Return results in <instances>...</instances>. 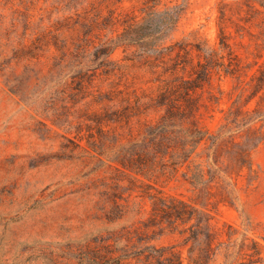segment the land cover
Instances as JSON below:
<instances>
[{"label":"rangeland","instance_id":"rangeland-1","mask_svg":"<svg viewBox=\"0 0 264 264\" xmlns=\"http://www.w3.org/2000/svg\"><path fill=\"white\" fill-rule=\"evenodd\" d=\"M102 1L118 12L141 4V0ZM189 3L167 44L184 41L194 56L201 44L216 47L228 63V49L219 48L225 39L241 62L236 75L213 72L211 83L198 90L204 104L201 125L216 132L226 112L242 97L246 108L258 109L257 126L264 129V0ZM64 7L62 0H0V264H143L137 259L141 252L179 240L169 235L153 239L147 228L149 200L124 188L132 178L109 168L107 155L88 144L90 135L99 136L88 116L101 106L85 108L88 98L76 107L74 125L81 123L80 135L55 125L50 116L62 105L57 83L45 81V66L40 74L32 72L24 78L26 66L35 62L13 58L9 46L32 33L27 31L29 23L35 28L42 18L47 24L63 18ZM107 33L98 36L105 39ZM69 36L67 31L62 34ZM142 53L137 45H125L112 54L124 75L122 89L124 84L138 91L152 86L155 75ZM95 85L91 91L98 94ZM245 133L244 128L235 131L220 151L232 141H243ZM253 158L258 170L253 184L248 186L246 177H241L235 201L211 197L208 206L214 225L232 223L264 244V143ZM163 189L187 200L194 198V192L180 182ZM114 202L122 211L107 214ZM139 207L142 211L137 214Z\"/></svg>","mask_w":264,"mask_h":264},{"label":"trees","instance_id":"trees-1","mask_svg":"<svg viewBox=\"0 0 264 264\" xmlns=\"http://www.w3.org/2000/svg\"><path fill=\"white\" fill-rule=\"evenodd\" d=\"M189 1L141 0L139 6L118 12L104 7L102 0H62L63 18L50 19L48 24L42 18L35 28L29 23L27 31L32 33L9 46L13 58L35 62L26 66L24 78L32 72L40 74L45 66V81L57 83L62 105L50 116L55 125L80 135L81 123L74 125L76 107L88 98L85 108L101 106L88 116L99 134L98 138L90 135L88 144L107 155L109 168L132 178L124 188L149 200L147 228L153 239L169 235L179 240L152 245L139 254L138 263L264 264V244L248 230L227 222L212 223L211 197L235 201L239 178L245 176L248 186L258 178L253 152L264 143V129L257 126L258 109L246 108L242 97L226 112L216 132L201 125L204 104L198 90L211 83L213 72L236 75L241 62L225 39L219 48L228 49V63L216 47L201 44L194 56L184 41L167 44ZM104 30L108 31L105 39L98 36ZM65 31L69 37H62ZM125 45L142 49L155 75L148 89L130 90L128 84L121 88L124 75L111 56ZM96 83L98 94L91 91ZM105 83L107 90H103ZM233 124L238 126L235 130ZM243 128L244 140L232 141L220 151L221 144ZM172 182L189 187L194 198L167 193L163 188ZM121 211V205L114 202L107 214ZM141 211L139 207L137 214Z\"/></svg>","mask_w":264,"mask_h":264}]
</instances>
